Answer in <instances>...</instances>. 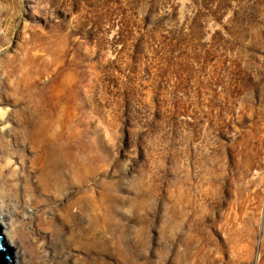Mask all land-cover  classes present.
<instances>
[{
	"label": "rangeland",
	"instance_id": "374dc122",
	"mask_svg": "<svg viewBox=\"0 0 264 264\" xmlns=\"http://www.w3.org/2000/svg\"><path fill=\"white\" fill-rule=\"evenodd\" d=\"M27 81L25 154L93 160L62 184L93 197L95 264H264V0H0L14 119Z\"/></svg>",
	"mask_w": 264,
	"mask_h": 264
},
{
	"label": "bare ground",
	"instance_id": "6f19581e",
	"mask_svg": "<svg viewBox=\"0 0 264 264\" xmlns=\"http://www.w3.org/2000/svg\"><path fill=\"white\" fill-rule=\"evenodd\" d=\"M31 83L14 100L18 119L11 117L12 109L0 107V206L9 214L10 238L1 232L12 246L19 244L20 264H95L99 238L93 197L66 196L62 184L78 162L85 161L91 175L93 160L44 149L25 154L24 147L33 146L35 126L42 129L47 123L46 92ZM0 224L4 229L2 218ZM102 227L108 252L111 236Z\"/></svg>",
	"mask_w": 264,
	"mask_h": 264
},
{
	"label": "water",
	"instance_id": "95a60500",
	"mask_svg": "<svg viewBox=\"0 0 264 264\" xmlns=\"http://www.w3.org/2000/svg\"><path fill=\"white\" fill-rule=\"evenodd\" d=\"M15 259L13 246L0 231V264H14Z\"/></svg>",
	"mask_w": 264,
	"mask_h": 264
}]
</instances>
